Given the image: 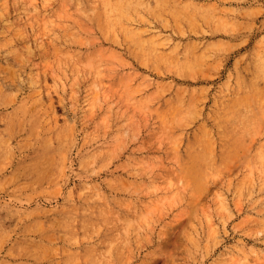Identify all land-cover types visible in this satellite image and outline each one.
Segmentation results:
<instances>
[{
  "label": "rangeland",
  "instance_id": "374dc122",
  "mask_svg": "<svg viewBox=\"0 0 264 264\" xmlns=\"http://www.w3.org/2000/svg\"><path fill=\"white\" fill-rule=\"evenodd\" d=\"M0 264H264V0H0Z\"/></svg>",
  "mask_w": 264,
  "mask_h": 264
},
{
  "label": "bare ground",
  "instance_id": "6f19581e",
  "mask_svg": "<svg viewBox=\"0 0 264 264\" xmlns=\"http://www.w3.org/2000/svg\"><path fill=\"white\" fill-rule=\"evenodd\" d=\"M106 15L108 18H115V19H120V18H122V16H125L124 13H120L119 11H115L112 9L107 10Z\"/></svg>",
  "mask_w": 264,
  "mask_h": 264
}]
</instances>
